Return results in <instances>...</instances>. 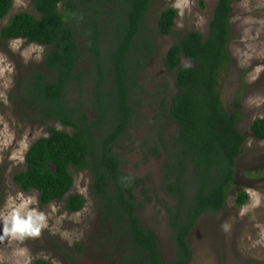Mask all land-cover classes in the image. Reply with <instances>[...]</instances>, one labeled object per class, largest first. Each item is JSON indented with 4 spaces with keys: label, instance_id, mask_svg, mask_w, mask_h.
<instances>
[{
    "label": "trees",
    "instance_id": "obj_1",
    "mask_svg": "<svg viewBox=\"0 0 264 264\" xmlns=\"http://www.w3.org/2000/svg\"><path fill=\"white\" fill-rule=\"evenodd\" d=\"M11 2L0 0V20ZM148 2L30 0L37 16L20 11L0 27L2 42L22 37L27 43L46 47L43 70H31L26 80L19 82L17 112H22V97L32 119L54 120L72 129L48 127L46 135L28 146L24 168L13 174V182L22 191L34 190L40 205L62 200L68 212H75L83 207L84 199L69 193L72 171L92 170L103 219L128 238L125 264H162L157 237L141 224L137 212L134 186L140 181L119 169V160L110 149L132 120L135 96L144 92L140 73L154 53L152 39L144 32ZM230 2L215 0L206 34L184 33L162 58L175 91L166 112L161 98L160 110L177 127L163 147L166 157L161 166L163 187L174 200L173 207L166 209L172 264H185L189 258L186 237L196 219L224 207L234 178V162L244 141L237 127V111L223 109L218 91V73L230 59ZM176 12L170 6L159 12L157 34L172 32ZM77 36L83 42L82 49ZM82 56L91 64L95 119L88 117L79 101L69 105L67 99L71 82L80 87L83 81L78 68ZM249 129L255 139H263L264 118L252 120ZM147 150L154 156L160 153L155 145ZM246 200L244 190L235 193L237 208ZM30 264L50 263L37 258Z\"/></svg>",
    "mask_w": 264,
    "mask_h": 264
},
{
    "label": "rangeland",
    "instance_id": "obj_2",
    "mask_svg": "<svg viewBox=\"0 0 264 264\" xmlns=\"http://www.w3.org/2000/svg\"><path fill=\"white\" fill-rule=\"evenodd\" d=\"M214 3L215 0H149L144 32L152 39L154 53L140 73L139 83L144 92L135 96L132 120L110 148L119 160V169L140 181L134 186L139 203L137 212L141 224L157 237L162 264H172L174 257L166 210L173 207L174 200L162 184L161 166L166 157L163 147H167L177 130L176 124L160 110L161 98L166 112L169 97L175 91L173 78L166 72L162 58L167 48L184 33L206 34ZM169 6L177 11L172 32L157 34L158 14ZM20 11L38 15L30 0H12L7 15L0 20V27ZM9 41H0V57L4 58L0 67L7 64L13 69L0 77V209L9 196L14 197L18 192L34 197L36 203L30 207L44 213L46 227L35 238L0 241V261L13 264L17 259L13 256L14 250L23 248L30 257L29 264L37 258L50 264H125L128 238L103 219L92 170L72 171L69 193L84 199L83 207L75 212H68L62 200L40 205L34 190L22 191L13 182V174L24 168L23 157L28 146L46 135L48 127L67 132L72 129L54 120L32 119L22 97L19 100L22 112H17L19 82L25 81L31 70H43L46 47L43 46L39 62L33 59L25 62L19 51L9 49ZM77 42L82 49L79 36ZM28 44L23 40L21 48ZM227 48L230 59L218 73V91L223 109L227 113L237 111V127L244 141L234 162V178L224 207L202 213L186 237L191 254L185 264H264V138L255 139L249 129L252 120L264 118V0H231ZM182 62L187 63L185 59ZM78 68L84 75L83 81L80 87L71 82L67 99L69 105L79 101L88 117L95 119L91 64L86 56L81 57ZM6 83L8 87L4 86ZM150 145L160 148L157 156L148 152ZM238 190L247 193V200L240 208L234 204ZM65 232L71 243L61 237Z\"/></svg>",
    "mask_w": 264,
    "mask_h": 264
},
{
    "label": "clouds",
    "instance_id": "obj_3",
    "mask_svg": "<svg viewBox=\"0 0 264 264\" xmlns=\"http://www.w3.org/2000/svg\"><path fill=\"white\" fill-rule=\"evenodd\" d=\"M22 44L23 38L15 37L8 42V47L13 52L19 51L25 62L29 59L39 62L42 59L43 45L30 43L27 47L21 48ZM3 60L4 58L0 57V63H3ZM12 71V67L5 64L4 67H0V77L5 72L10 74ZM4 86L8 87V83ZM4 102L7 103V100L5 99ZM35 203L34 197L25 196L19 192L14 197L9 196L7 198L4 208L0 209V241L7 238L10 242H19L25 238H35L40 235L41 229L46 227V217L44 213L38 212L35 207H30ZM222 227L226 229L227 225H222ZM61 237L71 243L68 233H61ZM13 256L17 257L13 264H29L30 257L27 256L26 249L14 250ZM20 257H23V259H19ZM0 264H3V262L0 261Z\"/></svg>",
    "mask_w": 264,
    "mask_h": 264
}]
</instances>
